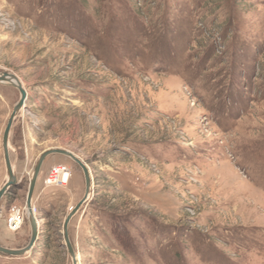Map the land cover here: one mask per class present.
Segmentation results:
<instances>
[{
    "label": "rangeland",
    "instance_id": "374dc122",
    "mask_svg": "<svg viewBox=\"0 0 264 264\" xmlns=\"http://www.w3.org/2000/svg\"><path fill=\"white\" fill-rule=\"evenodd\" d=\"M27 98L0 200V245L23 248L38 155L67 150L92 189L71 219L78 264H264V0H0V72ZM19 99L0 85L1 137ZM54 167L66 184L46 186ZM81 169L47 157L32 206L38 237L0 264H71L65 216ZM26 218V215H25Z\"/></svg>",
    "mask_w": 264,
    "mask_h": 264
},
{
    "label": "water",
    "instance_id": "95a60500",
    "mask_svg": "<svg viewBox=\"0 0 264 264\" xmlns=\"http://www.w3.org/2000/svg\"><path fill=\"white\" fill-rule=\"evenodd\" d=\"M0 85H8L9 87L16 89L19 93V99L12 108V111L8 117V120L6 122L1 137V150H2L3 163L5 167V180L2 186L0 187V200H1L4 194L10 189V187L18 184V179L14 173V169L9 156V146H10L9 138H10V131L13 122L25 105L27 93L20 80L14 74L8 71L0 72ZM53 155L63 156L72 160L81 169L84 178V195L81 198V200L65 216L61 226V237L63 240V246L67 251V254L71 260V264H78L76 253L68 237V226L74 215L78 212V210L82 207V205L88 200L92 189V179L87 166L78 157H76L73 153L67 150L57 149V148L46 149L38 155L35 164L33 166L31 176L29 178V184L25 199V214H26L25 219L27 220L30 229L29 240L27 244L23 248H19V249H11L0 245V255L10 258H19V257H24L25 255H27V253H29L33 249L38 237L37 220L39 219L34 215L32 210L33 194L39 176V172L44 160L47 157Z\"/></svg>",
    "mask_w": 264,
    "mask_h": 264
},
{
    "label": "built area",
    "instance_id": "2783aa9c",
    "mask_svg": "<svg viewBox=\"0 0 264 264\" xmlns=\"http://www.w3.org/2000/svg\"><path fill=\"white\" fill-rule=\"evenodd\" d=\"M70 172L66 167H54L51 169V172L49 176L45 180V185L46 186H59V185H64L66 184L65 181L63 180V177L61 176L62 173H67ZM33 213L35 211V208H32ZM25 211L20 210L18 208H13L10 211V214L7 218V228L11 232H17L24 220H25Z\"/></svg>",
    "mask_w": 264,
    "mask_h": 264
},
{
    "label": "bare ground",
    "instance_id": "6f19581e",
    "mask_svg": "<svg viewBox=\"0 0 264 264\" xmlns=\"http://www.w3.org/2000/svg\"><path fill=\"white\" fill-rule=\"evenodd\" d=\"M68 173H69V172H67V174H68ZM64 174H66V173H62V175H64ZM69 174H70V173H69ZM62 175H61V176H62ZM32 208H33V206H32Z\"/></svg>",
    "mask_w": 264,
    "mask_h": 264
}]
</instances>
